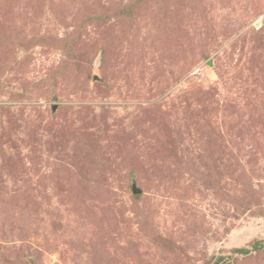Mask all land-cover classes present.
<instances>
[{
  "label": "rangeland",
  "instance_id": "obj_1",
  "mask_svg": "<svg viewBox=\"0 0 264 264\" xmlns=\"http://www.w3.org/2000/svg\"><path fill=\"white\" fill-rule=\"evenodd\" d=\"M0 264H264V0H0Z\"/></svg>",
  "mask_w": 264,
  "mask_h": 264
},
{
  "label": "built area",
  "instance_id": "obj_2",
  "mask_svg": "<svg viewBox=\"0 0 264 264\" xmlns=\"http://www.w3.org/2000/svg\"><path fill=\"white\" fill-rule=\"evenodd\" d=\"M260 21H257V23L255 24L257 29H261L262 28V23H259Z\"/></svg>",
  "mask_w": 264,
  "mask_h": 264
},
{
  "label": "trees",
  "instance_id": "obj_3",
  "mask_svg": "<svg viewBox=\"0 0 264 264\" xmlns=\"http://www.w3.org/2000/svg\"><path fill=\"white\" fill-rule=\"evenodd\" d=\"M238 252H241V253H249L250 250H247V249H239Z\"/></svg>",
  "mask_w": 264,
  "mask_h": 264
},
{
  "label": "water",
  "instance_id": "obj_4",
  "mask_svg": "<svg viewBox=\"0 0 264 264\" xmlns=\"http://www.w3.org/2000/svg\"><path fill=\"white\" fill-rule=\"evenodd\" d=\"M134 192H135V193H141L142 190L139 189L138 187H136V185H135V186H134Z\"/></svg>",
  "mask_w": 264,
  "mask_h": 264
}]
</instances>
